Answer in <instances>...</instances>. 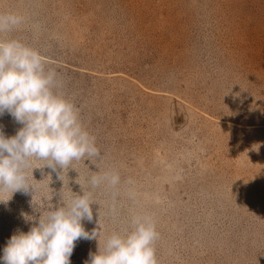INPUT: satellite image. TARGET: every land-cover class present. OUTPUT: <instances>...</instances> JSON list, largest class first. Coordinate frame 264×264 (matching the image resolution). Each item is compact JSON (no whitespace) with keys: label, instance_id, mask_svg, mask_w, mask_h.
<instances>
[{"label":"rangeland","instance_id":"obj_1","mask_svg":"<svg viewBox=\"0 0 264 264\" xmlns=\"http://www.w3.org/2000/svg\"><path fill=\"white\" fill-rule=\"evenodd\" d=\"M3 13L23 23L0 39L51 61L101 158L63 173L33 161L34 196L0 195V256L33 226L22 213L38 219L114 171L116 194L95 189L82 222L99 221L101 246L149 215L158 264H264V0H0ZM21 127L0 117L7 137ZM97 251L80 239L71 264Z\"/></svg>","mask_w":264,"mask_h":264},{"label":"clouds","instance_id":"obj_2","mask_svg":"<svg viewBox=\"0 0 264 264\" xmlns=\"http://www.w3.org/2000/svg\"><path fill=\"white\" fill-rule=\"evenodd\" d=\"M22 23L23 17L15 13L0 14V33ZM50 63L20 41L0 39V117L7 113L22 125L11 137L0 129V195L22 191L34 196L35 188L29 181V169L32 177L36 169L32 168L33 161H46L44 167L53 171L59 168L63 173L74 161L101 158L95 137L83 126L78 108L60 92L62 81L57 71L48 67ZM120 184L117 172H96L88 181L89 190H82L83 195L72 192L70 199L62 198L60 207L45 205L37 211V205L38 219L22 213L33 226L27 233L17 231L11 236L0 264H71L80 239L98 241V251L90 253L85 264H158L154 245L159 233L151 216L132 215L130 230L112 232L102 246L99 221L98 229L92 232L83 226L84 220L92 222L94 218L93 191L106 185L115 195Z\"/></svg>","mask_w":264,"mask_h":264}]
</instances>
